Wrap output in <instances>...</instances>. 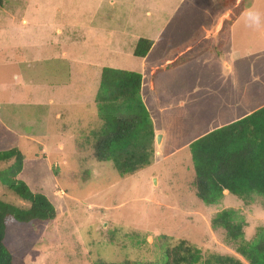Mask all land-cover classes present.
I'll list each match as a JSON object with an SVG mask.
<instances>
[{"label": "rangeland", "instance_id": "1", "mask_svg": "<svg viewBox=\"0 0 264 264\" xmlns=\"http://www.w3.org/2000/svg\"><path fill=\"white\" fill-rule=\"evenodd\" d=\"M219 1H2L0 151L21 152L16 179L56 212L49 222L11 229L14 264H174L181 242L202 259L247 264L212 221L234 211L250 241L264 229V200L224 192L205 205L189 151L196 139L264 106V0H244L234 21V7L224 11ZM150 20L161 33L143 63L130 40L147 39ZM112 26L128 35L114 38ZM102 37L119 40L122 50L102 49ZM104 67L141 74V100L162 136L152 165L125 179L111 162L92 158ZM15 160L0 162V173ZM0 198L26 205L1 185Z\"/></svg>", "mask_w": 264, "mask_h": 264}, {"label": "trees", "instance_id": "2", "mask_svg": "<svg viewBox=\"0 0 264 264\" xmlns=\"http://www.w3.org/2000/svg\"><path fill=\"white\" fill-rule=\"evenodd\" d=\"M218 6L224 11L234 7V21L244 10V0H220ZM152 44L151 40L140 38L133 55L143 59ZM141 81V74L137 72L104 67L94 98L102 129L96 136L92 158L97 162H111L120 179L150 167L156 153V134L140 97ZM189 151L196 197L205 205L218 204L224 192L241 200L254 197L264 200V106L196 139ZM13 158L16 160L7 168L9 172L0 173V185L26 205L0 198V264H14L16 255L9 247L12 228L49 222L56 215L45 196L31 193L23 181L16 179L22 170L21 152L0 151V162ZM212 228L225 231L226 241L247 264H264V229L246 241L242 225L234 222L232 210L218 213ZM174 253L177 255L174 264H244L232 256L212 254L202 259L199 249L185 246L183 242Z\"/></svg>", "mask_w": 264, "mask_h": 264}, {"label": "crops", "instance_id": "3", "mask_svg": "<svg viewBox=\"0 0 264 264\" xmlns=\"http://www.w3.org/2000/svg\"><path fill=\"white\" fill-rule=\"evenodd\" d=\"M239 1V0H238ZM146 14H149L148 12H146ZM24 23H27V22H25V21H23ZM149 22V21H148ZM152 21L150 20V22L149 23H151ZM154 26H156V23L155 22H152L151 24H149V28L148 29H146V33H148L150 36L147 38L148 40H151L152 41V47H151V49L149 50V52L147 53V55L142 59V61H143V63H144V61H146L147 62V60H148V58H149V54H150V52H151V50H152V48H153V45H154V42H153V40H152V38H154V37H156L158 34H160L161 32H157V31H154V30H152V27H154ZM219 26L220 25H218L217 27L219 28ZM112 30H113V35H114V38L115 37H117V36H120V35H123L120 31H116L115 30V28H114V26H112ZM57 32H59V33H61V29H58L57 30ZM122 32H124V31H122ZM125 33V32H124ZM62 34V33H61ZM128 34H125V35H123L124 37H126ZM140 38H143V37H141V36H132V38H131V40L130 41H132V45L134 46L136 43H137V41L140 39ZM97 40L98 41H100V42H103V45H102V49H106V50H108V51H110V53H113V52H119L120 50H122V48H121V43H120V41L119 40H117V45L115 44V42L113 41V39L111 38H107V39H104L103 37L102 38H97ZM123 41V40H122ZM134 41V42H133ZM132 46V47H133ZM97 47H99V46H97ZM131 47V48H132ZM190 49V47H187L186 49H185V51L186 50H189ZM181 53H183V51H181V52H178V55H180ZM179 57V56H178ZM177 57V58H178ZM176 58H172V60H165L164 61V63L163 64H161V66H163V65H169V63L171 62V61H174ZM142 61H141V64H142V66H143V63H142ZM107 64V63H106ZM152 66L154 67V68H157V66H154L153 65V63H152ZM142 77V76H141ZM142 84H143V79H142V81H141V88H142ZM150 89H153V83L151 82L150 83ZM155 131V130H154ZM158 132L157 131H155V134L156 135H158L157 134ZM161 138H162V136H161Z\"/></svg>", "mask_w": 264, "mask_h": 264}, {"label": "water", "instance_id": "4", "mask_svg": "<svg viewBox=\"0 0 264 264\" xmlns=\"http://www.w3.org/2000/svg\"><path fill=\"white\" fill-rule=\"evenodd\" d=\"M155 141H156V144L158 145L160 143V141H161V136L160 135H156Z\"/></svg>", "mask_w": 264, "mask_h": 264}]
</instances>
